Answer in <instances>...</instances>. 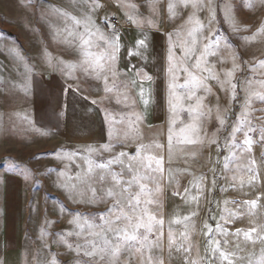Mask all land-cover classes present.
I'll list each match as a JSON object with an SVG mask.
<instances>
[{
  "label": "rangeland",
  "instance_id": "obj_1",
  "mask_svg": "<svg viewBox=\"0 0 264 264\" xmlns=\"http://www.w3.org/2000/svg\"><path fill=\"white\" fill-rule=\"evenodd\" d=\"M199 3L202 7L193 8L191 0L187 7L182 0H0V264H83L87 259L77 250L95 238L85 220L99 222L98 215L112 207L120 192L112 175L123 172L129 179L130 164L145 176L140 157L124 156L111 167H99L118 156L117 147L97 151L80 143H88V136L98 141L94 135L105 130L110 136L118 133L117 142L127 146L144 145L143 157L164 158L163 176L143 181L147 192L141 199L152 203L142 206L151 214L157 219L212 215L216 224L222 207L224 215H236L224 221L225 227L234 223L241 230L234 237L225 234L231 264H264V0ZM112 19L120 21L118 30L127 29L130 41L146 42L145 47L129 42L118 54L117 60L124 62L122 74L115 60L106 73L93 63L103 57L101 64L110 66L94 39L104 34L96 24ZM109 33L117 36L116 30ZM152 34L164 38L163 55L158 43L147 42ZM86 40L92 50L83 49ZM161 65L162 93L152 76L149 80L135 72L147 67L161 74ZM190 74L201 80L195 88ZM120 79L141 86L143 96L112 92L111 85H120ZM72 91L94 106L127 103L132 109L121 115L125 119H134L132 113L140 118L144 98L150 106L142 115L149 120L64 123L59 116L64 109L57 105L79 102ZM197 97L200 117L184 111L197 106ZM68 111L72 116L74 110ZM173 120L177 131L188 124L202 130L192 135L195 143L174 142L169 156ZM235 127L241 131L233 136ZM244 132L251 139L250 150L243 143ZM133 150L127 154L135 156ZM110 190L112 197L107 195ZM184 228L192 239L191 247L187 243L190 251L178 253L164 240L154 245L164 264H198L204 249L200 233ZM209 239L215 241V236L206 239L207 249H213ZM137 260L135 253L123 249L111 264L145 262ZM218 262L228 264L219 255ZM92 264L108 262L97 259Z\"/></svg>",
  "mask_w": 264,
  "mask_h": 264
},
{
  "label": "snow or ice",
  "instance_id": "obj_2",
  "mask_svg": "<svg viewBox=\"0 0 264 264\" xmlns=\"http://www.w3.org/2000/svg\"><path fill=\"white\" fill-rule=\"evenodd\" d=\"M185 7L188 6L189 0H182ZM191 6L193 8L202 7L199 3V0H191ZM174 6L169 3L168 8L171 10ZM192 19L191 17L189 18ZM199 23V22H197ZM85 45H88L90 41H84ZM107 43V41L105 42ZM138 45L140 47H145L146 42L144 39L138 41ZM117 45L115 43L112 44V48L115 49ZM110 59H115L114 56H110ZM96 59L93 61L97 66H99L102 72L111 71V67L105 68L104 65L101 64V60ZM87 63V62H86ZM197 67H199V61L197 62ZM95 70V69H93ZM227 75L231 77L233 75L232 72H228ZM147 79H151V77H146ZM189 83L193 86V88L197 87L201 80H199L195 75L190 74ZM174 87V85L172 86ZM232 89L235 90L236 85H231ZM63 92V89L61 90ZM54 94V93H53ZM141 96H143V91L141 90ZM264 98V97H262ZM180 99V98H176ZM188 100L193 99V95H189L187 97ZM197 106L196 107H189L184 109V111L191 113H195L197 117L202 116V113L198 111L200 101L199 98H196ZM147 103V101H145ZM60 107V104L57 105ZM173 113L175 115V105L173 106ZM221 125L224 124V120H220ZM175 120H173V126L169 127L168 129V150L169 156H171L173 143L177 144H192L196 141L192 138V135L196 134L198 131L202 129L196 128L192 124H188L186 126L180 127L178 131L175 129ZM255 130V129H253ZM241 129L239 127H235L233 129L232 135L235 136L236 132H240ZM245 140L244 145L248 146V149H251V139L248 137V133L244 132ZM261 138L264 139V132L261 133ZM107 145L105 146V150H107ZM157 148L162 147V145H156ZM144 145H141L140 148L137 149V153L135 156H130L127 153H119L118 156L114 157L111 160L107 161V164L101 163L99 167L101 169L105 167H111L114 164H117L120 160V157L129 156V159H135L136 157L141 158L142 167L145 173V176L138 175L129 164L128 172H129V179H124V173H114L112 175V180L116 186H119L120 192L116 195V199L111 208L108 209L107 214H100L99 219L103 222L99 225L89 222L87 219L85 223L89 229V234L95 237V239L91 240L90 242L85 243L84 245L78 246V251L83 252V257H87V259L83 260V264H92L93 261L97 259L102 262H108L111 264L113 261H118V256L122 248H126L128 250L135 249L136 251H140L141 248L147 246L149 256L147 261L144 264H164L163 260L154 259L151 256L152 246L153 244L150 243L149 238L153 237V242L159 243L161 237L163 235V219H157L155 215L151 214L147 207L142 205L144 204H151V200L142 201L141 195L147 192L146 186L143 183L145 177L148 180L152 179H159L164 174V158L161 156L159 159L153 156L143 157L142 153L146 151ZM146 160V163L143 161ZM251 170V169H250ZM91 171V167L89 168ZM103 179V178H101ZM138 187L139 192H134L133 188ZM187 191V189H185ZM113 191H108L107 195L109 197L113 196ZM179 194V193H177ZM96 193L93 192V197L95 198ZM103 199V197H101ZM247 203V202H246ZM254 206L255 202H251ZM125 209L127 211H125ZM138 210V211H137ZM78 217L80 214H76ZM108 217H113L114 219L109 220ZM123 222L124 227H119V224ZM115 224L116 227L113 228L111 225ZM208 227L207 235L209 237L212 236L214 229L211 226ZM93 229H99L98 231H93ZM217 231H223L220 228L219 224L216 226ZM241 230H237V234H239ZM254 232L255 229H252ZM79 234V233H78ZM71 235V233H69ZM183 235V234H182ZM246 238H251V233H245ZM169 246L174 242L173 236L171 231L169 230ZM215 243L216 247L212 249L213 254L218 253L220 258L223 260L228 261V264H231V260L229 259L228 253L222 250V242L220 240H213L209 239L208 243L212 244ZM228 241L225 239L223 244L226 245ZM137 245L141 247H137ZM182 245H178L176 250L180 251L182 249ZM184 251H190V249H183ZM188 264H192L191 261Z\"/></svg>",
  "mask_w": 264,
  "mask_h": 264
},
{
  "label": "crops",
  "instance_id": "obj_3",
  "mask_svg": "<svg viewBox=\"0 0 264 264\" xmlns=\"http://www.w3.org/2000/svg\"><path fill=\"white\" fill-rule=\"evenodd\" d=\"M109 23H99V24L97 23L96 24L97 27L99 28V30H102V32L104 34L96 37L94 40H95V43L99 46L98 51L100 53H102L105 56V58L108 57V60H105V62L109 61L110 67H112L113 65H111V60H113V59H110L109 57L114 56V58H115L114 60H115L116 66H117L116 68H117L118 72H120L122 74L125 72L123 69H121V67H123L124 62L117 60L118 54H121L120 52L122 51L123 48H124V50L126 49V46L129 42H131L132 44H138V41L141 39L133 38V41H130L129 36L127 35V31H126L127 29L122 28V31L118 30L121 28V26L117 29H112L109 26ZM91 27H93V26L91 25ZM115 30L117 32V34H115V35H117V36L113 37L110 35L109 32H114ZM96 33H97V31H96ZM135 40H138V41H135ZM106 41H107V43H105ZM147 42L149 43V45H151L152 42L158 43L160 45V47L162 48V55H163L164 38L161 35L152 34V35H150ZM113 43H115L118 48L116 47L115 49H113L112 48ZM83 49L84 50H86V49L92 50V48L90 49L87 45L85 47H83ZM123 53L125 54V51H123ZM98 59H99V57H98ZM135 72L140 73V75H143V76H148V77L152 76L153 77L152 79L154 80L156 85H159L160 91L162 93V90H163L162 65H161V74H159L156 69H152V71L150 72L147 67H138ZM120 81H121L120 82L121 84L119 83L120 85H116V86L111 85L112 92H115V91H119L120 93L121 92H128V93H132L133 95H135L136 93H137V95H138V93L139 94L141 93V90H142L141 86H139V85L135 86V84H130L129 81L128 82L125 81V83H123V79H120ZM69 86H71V85H69ZM142 91L145 92V90H142ZM70 93L76 94L82 100L79 99V102H76L75 105H70V102H63L61 104L60 108L62 111L64 109V111H63L62 115H59V114L58 115L60 117L62 116L61 117L62 122L64 121V123L71 122L74 125H81L82 126V125L99 124V123L100 124L101 123L122 124V121H127V122H132V123H135V122H137V123L143 122L144 123V122H147V120H149L147 118V116L145 118L144 115H146V113H145V111H143V109L146 106H150V105L145 103V101H147V100H145L143 97H142L143 100L140 101L141 109L139 108L141 113L140 112L137 113L140 118L137 117L136 113H132V115L134 116V119H125L121 115L124 116V114H126L128 116V114L126 113V110H129V108L132 109V106L127 105V103H126V105L120 104V105H114V106H110V104L102 106V104L100 103L99 105L96 104L94 106V104L91 101H89V99H87L86 97H84L82 95H78L77 93H75V91L74 92L72 91ZM102 95H103V97L107 96L104 94H102ZM137 98H138V96H137ZM97 100H101V98H98ZM76 107H79L80 110L79 111L75 110ZM68 109L74 110L73 115L70 117L68 115L70 113V111H68ZM124 109H125V111H124ZM136 109L138 110L137 104H136ZM153 110H154V107H153ZM142 114H144V115H142ZM87 115H89V117L94 118V121L89 123L86 120V119H88ZM103 116H104V119H103ZM117 118H120V119H117ZM81 133H84V132L81 131ZM80 136H82V134ZM90 137H92V136H90ZM94 137H97L98 141H96L95 139L91 140L88 136V140H87L88 143H80V144H84V145H88V146H95V148H96L95 150H97V151L102 150L103 148H105L106 145L108 146L107 149H110L111 146L113 145V147H117L118 154L123 152L124 150H125L124 153H128V151H130V149H132L134 147H135V150H133L131 153L135 154L137 152V148H139L137 146V145H139L138 143L127 146L126 144H124L123 141L117 142L118 140H121L118 138V133H115V134L113 133L110 136V134H108V132L106 130L101 131L100 134H98V135L95 134ZM220 209H221V211L218 212V214H220V215H217V217H216V221H217L216 224L213 223V221H212V215H191V216H189V215H167V217L163 219L164 225H163V235L161 237V240H164L166 242L169 241L168 237H169V230H170L171 234L173 236V240H174V242L172 243L173 249L177 248L178 245H182L183 247L180 251H178V253L182 252V254H183L186 252L183 249L188 248V245H187L188 241L190 244L189 246L191 247L192 239H191V237L189 240L187 239V237L185 235V228H184V227L189 226L191 228V230H196L198 233H200L199 236L201 237V242H203V244H204V249L202 251V255H201L200 259L198 260V264H219V262H218V255L219 254L218 253L213 254L212 249H207V247H206V239H207V237H209L207 235L208 227H206V225L211 226L214 229L212 234L215 236V240H220L222 242V250H224V251H225V248H224L223 241L225 240V234L226 235H232L234 237L237 235V230H238L235 227L234 223H232V225H228L227 227H225L226 223L224 222L225 220H229V219L235 220L236 215H224L226 211L222 207H220ZM98 216H100V215H98ZM108 219L112 220L114 218L108 217ZM168 219L171 221V224H167ZM195 221H197V222L195 223ZM200 221L202 224L199 223ZM92 222L97 224V225L103 223V222H101V220H99V222H94V221H92ZM217 224H219L220 228L223 229V231H217L216 230L215 225L217 226ZM111 227L115 228L116 225L113 224V225H111ZM119 227H124V223L121 222L119 224ZM202 237H203V239H202ZM93 239H95V238H93ZM161 240L158 243L159 245L162 244ZM149 241L153 244L151 256L154 259L161 260L160 257L157 255V252L154 248V245L157 243L153 242V237H150ZM137 247L139 248L141 246L137 245ZM215 247H216V245H215ZM123 249H126V248H122L121 251H123ZM126 252L135 253V255L138 259L137 262L140 261L141 259L146 262L147 258L149 256L147 246H144L143 248H141L140 251H136L135 249H132V250L126 249ZM210 252L212 255H210ZM232 257H233V259L235 258V256H233V254H232ZM166 258L167 257L165 256V259ZM229 258H230V256H229ZM170 262L171 261H169V260L165 261V264H171Z\"/></svg>",
  "mask_w": 264,
  "mask_h": 264
},
{
  "label": "built area",
  "instance_id": "obj_4",
  "mask_svg": "<svg viewBox=\"0 0 264 264\" xmlns=\"http://www.w3.org/2000/svg\"><path fill=\"white\" fill-rule=\"evenodd\" d=\"M119 25H120V21L117 20V19H112V20L110 21V27H111L112 29H117V28H119Z\"/></svg>",
  "mask_w": 264,
  "mask_h": 264
}]
</instances>
